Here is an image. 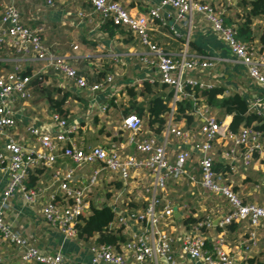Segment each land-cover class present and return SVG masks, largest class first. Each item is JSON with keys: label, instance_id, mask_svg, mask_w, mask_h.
<instances>
[{"label": "built area", "instance_id": "obj_1", "mask_svg": "<svg viewBox=\"0 0 264 264\" xmlns=\"http://www.w3.org/2000/svg\"><path fill=\"white\" fill-rule=\"evenodd\" d=\"M16 1V0H15ZM25 1V0H19ZM91 4L95 14L103 22H112L119 28L130 30L147 46L150 56L144 58L148 66L158 68L161 84L173 91L170 101L171 112L162 132L166 140L174 137L188 146L180 150L172 161L166 143H161L156 134L146 130L145 121L135 115L125 116L122 121V131L128 132V144L135 148L134 154L124 156L122 149L116 145L111 147L95 146L81 148L76 143L74 135L79 130V123L65 118L59 113L52 115L53 129L43 130L33 123L25 129L40 142V149L27 150L21 140L12 133L18 131L19 111H24L32 98L29 86L31 76L23 74L24 70L17 65L13 70L0 75V137H4V149L0 151V170H6L10 176L9 182L2 194L0 202V239L3 245L14 247L20 252L22 262L26 264H66V256L62 250L47 251L35 245L21 233L13 230L5 220V214L17 194L22 193L25 201L35 204L45 194V189L26 186L31 171L37 168L52 170L56 182L55 191L51 193L48 202L42 208L45 222L59 232L66 240L77 239V223L80 216L89 212L91 201L89 192L97 188L105 171L115 174L122 183V191L117 195L120 199L131 189L140 186L138 176L144 174L151 177V183L144 188L147 193V205L142 209L130 207L131 197L112 206L116 213V226L123 228L127 240L120 248L113 245L93 244L89 248L90 262L88 264H146L151 261L163 260L174 264L176 258L175 242H179L181 252L192 260L204 264H236V256L227 251L225 232L228 226L249 220L253 228H258L264 221V206L247 204L228 183L226 174L215 169V145L226 141L230 148L226 150L232 161H242L249 166L256 154L264 153V135L253 126H241L238 132L230 130V124L219 122L210 108L205 104H196L195 117L202 119L201 123L188 128L182 122L175 121L177 103L184 100H195L193 92L186 90L187 86L202 90L214 88L199 80L191 79L188 72H202L213 67V63L200 57H189L187 52L179 59L171 56L161 46L153 43L150 37L152 24L160 19V11L171 7L176 11V21L190 24L193 14H203L211 23L215 34L228 46L231 53L247 69L248 75L261 89L257 102L249 104L251 112L257 111V104L264 102V52L257 47H248L237 37L234 26H228L223 18L224 10H217L209 4L195 0H159V5L148 14H132L119 2L114 0H85ZM53 6L54 1L48 0ZM84 16V14H81ZM47 29L45 23L29 27L22 21V15L17 6L12 3L4 9L0 23V45L7 46L18 56L34 58L46 62L61 76L74 82L78 88L97 92L114 81V76H107L103 84H90L78 69L55 54L43 39ZM77 49V47L75 48ZM154 83V80H151ZM221 98V97H219ZM201 102L203 100L201 99ZM204 103V102H203ZM102 110H107L102 106ZM198 156V166L201 179L189 177L208 193L221 197L230 206V211L219 220L220 233L209 239L206 232L213 228V219H201L197 225L184 231L175 238L162 229L165 221L172 220L175 214L173 204L166 202L165 192L171 182H177L188 174L187 167ZM241 157V158H239ZM70 160L76 168L94 166L86 186H76L75 169H64L58 166L60 160ZM61 200L60 203L58 200ZM164 204V207L162 205ZM125 206V207H123ZM162 207V208H161ZM114 223V224H115ZM136 227V229H132ZM127 230H132L127 235ZM247 243L255 245L256 234ZM211 241L212 247L206 245ZM244 244L249 250L250 246Z\"/></svg>", "mask_w": 264, "mask_h": 264}, {"label": "crops", "instance_id": "obj_2", "mask_svg": "<svg viewBox=\"0 0 264 264\" xmlns=\"http://www.w3.org/2000/svg\"><path fill=\"white\" fill-rule=\"evenodd\" d=\"M0 0V23L4 9L14 3L22 15V21L29 27L45 23L47 29L43 35L44 43L51 50L74 65L80 76H84L90 84H103L109 75L114 81L107 84L102 90L91 92L80 89L74 82L66 80L46 62L34 58L18 56L7 46L0 45V75L13 70L20 65L24 71L31 72L29 86L32 98L24 111H19L18 131L12 134L21 140L27 150L40 149L39 140L31 136L25 129L29 123L39 126L43 130L54 128L52 115L56 112L51 99L66 98L64 107L70 113V119L79 123V130L74 135L76 143L81 148L95 146L111 147L116 145L123 151L124 156L134 154L135 148L128 144V132L122 131V121L125 110L134 100L138 106L148 109L152 96L157 94L144 91V82L161 83L160 74L156 66H148L144 58L150 56L149 48L141 42L130 30L115 28L114 30L95 14L92 6L85 0ZM119 2L132 14H148L151 9L159 5V0H114ZM224 9L229 16L239 11L241 0H195ZM81 14H84L82 16ZM176 11L167 7L160 11V19L153 22L150 30L151 41L163 47L168 54L179 59L187 52L188 56L200 57L213 63V67L202 72L191 71L187 76L199 80L214 88H222L224 93L219 97H228L234 94L242 96L248 104H254L261 96L260 87L251 80L245 66L231 53L229 46L214 32L211 23L200 13L193 14L190 24L176 21ZM257 39L264 31V17L256 19L254 24ZM77 47V49H75ZM264 71V70H263ZM151 80L155 82L152 83ZM133 88L136 97L129 92ZM169 88L163 92L168 93ZM204 104L203 102H201ZM106 106L107 110H102ZM257 111L264 118V102L257 104ZM210 111L219 121L231 123L232 116L225 115L214 109ZM195 122L194 126L201 123ZM145 121V120H144ZM183 124L186 123L183 121ZM145 123V128H146ZM161 143H166L171 160L176 154L187 148L180 140L171 137L166 140L163 134H156ZM5 139L0 137V151L4 149ZM230 146L226 141L215 145V160L221 172H225L228 183L247 204L264 206V153L256 154L253 162L245 166L242 158L239 162L232 161L226 150ZM198 156L187 167L188 174L177 182H171L165 192L163 203L169 202L175 207L172 220L165 221L162 229L177 238L188 230L184 221L187 216L197 219H213V228L206 232L209 239L217 236L219 220L229 211L226 200L206 192L196 181L201 179L198 166ZM58 166L64 169H75L70 160L58 161ZM89 165L75 169L76 186H86L92 168ZM106 173L108 175L106 176ZM6 170H0V202L2 194L9 182ZM140 186L131 189L120 199L117 195L122 191V183L118 177L105 171L100 185L89 192V199L95 206L108 204L119 207L123 200L131 197V208L142 209L147 205V193L144 186L151 183V177L140 174ZM121 187H117L118 184ZM56 182L52 170H45L37 188L45 189L40 201L29 204L23 194H17L5 214V220L11 228L31 240L35 245L47 251L62 250L66 256V264H88L90 262L89 248L93 241L66 240L59 232L51 228L42 216V208L48 202L51 193L55 191ZM162 203L163 207L164 204ZM133 206V207H132ZM125 207V206H123ZM162 208V207H161ZM114 227L117 228L116 223ZM133 230L136 227L132 228ZM132 230H127V235ZM255 232V245H248ZM127 237V236H126ZM227 251L236 256V264H264V221L258 228H253L249 220L235 225L232 230H226ZM247 244L250 249L247 250ZM210 250L211 241L206 245ZM176 258L174 264H204L201 261L186 257L180 249L179 242H175ZM0 264H26L20 258V252L14 247L3 245L0 239ZM35 264V263H31ZM127 264H134L128 262ZM146 264H167L163 260L147 262Z\"/></svg>", "mask_w": 264, "mask_h": 264}, {"label": "trees", "instance_id": "obj_3", "mask_svg": "<svg viewBox=\"0 0 264 264\" xmlns=\"http://www.w3.org/2000/svg\"><path fill=\"white\" fill-rule=\"evenodd\" d=\"M203 4V3H202ZM212 6V5H211ZM213 7V6H212ZM239 9L234 16L227 15L224 9L223 18L226 25L234 26L237 30V37L239 40L247 44L248 47H257L260 53L264 52V31L258 37L260 43L255 42L257 39L256 30L254 29L255 20L264 17V0H241L239 2ZM113 30L119 28L112 22L106 23ZM24 75L30 76L31 72L24 71ZM166 85L159 82L150 84L144 82V91L148 93H154L157 90V94L152 96L148 109L138 106L136 101H132L131 104L125 110V116L135 114L147 121L146 130L153 134H161L166 126L168 115L171 112L170 101L173 97V91L164 93L167 89ZM186 90L193 92L195 100H184L177 103V110L175 111V121L186 123L188 128H193L197 121L195 115L196 104L201 103V99L204 104L210 109L218 110L225 115L232 116L230 123V130L238 132L241 126H253L256 130L264 135V118L251 112L248 102L240 95L234 94L228 97L219 98V95L224 93L222 88H212L202 90L198 87L192 88L187 86ZM129 92L133 98L136 97L133 88H129ZM67 97L61 100H53L51 102L56 112L61 116L70 117L69 111L64 107ZM221 122V121H219ZM215 169L221 172L218 165H215ZM45 168H37L30 172L26 181V186L29 188L37 187L39 185L41 176L44 174ZM225 173V172H224ZM117 187H121L119 183ZM60 199L58 202L60 203ZM133 207V206H132ZM116 221V213L112 206L104 204L102 206H95L91 202V208L89 212L83 213L77 223V240L89 242L93 241V244L97 245H113L120 248V246L126 242L127 238L123 234V228L114 227ZM201 222V219L187 216L184 224L190 229L193 226ZM236 224H232L227 227L226 230H232Z\"/></svg>", "mask_w": 264, "mask_h": 264}, {"label": "rangeland", "instance_id": "obj_4", "mask_svg": "<svg viewBox=\"0 0 264 264\" xmlns=\"http://www.w3.org/2000/svg\"><path fill=\"white\" fill-rule=\"evenodd\" d=\"M145 123H146V125H147V121L145 120ZM97 166L96 165H94V166H89L88 168L90 169V168H92V170L94 169V168H96ZM110 173V172H109ZM108 175V173H106V176ZM100 185V184H99Z\"/></svg>", "mask_w": 264, "mask_h": 264}]
</instances>
